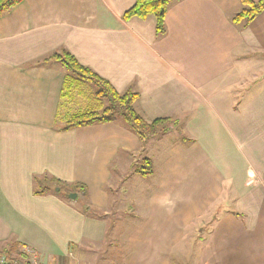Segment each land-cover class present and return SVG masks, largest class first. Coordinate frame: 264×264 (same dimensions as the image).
<instances>
[{
  "label": "crops",
  "instance_id": "obj_1",
  "mask_svg": "<svg viewBox=\"0 0 264 264\" xmlns=\"http://www.w3.org/2000/svg\"><path fill=\"white\" fill-rule=\"evenodd\" d=\"M136 1L23 0L0 17V252L89 264L97 243L84 238L98 223L84 207L108 210L114 174L150 147L152 174L132 171L147 202L124 264H264V10L241 25V0H175L157 37L154 16L123 19ZM63 49L119 93H138L145 121L172 127L145 145L116 123L58 130L77 101L63 96L60 66L36 63ZM39 176L87 196L35 195ZM187 230L194 251L175 253Z\"/></svg>",
  "mask_w": 264,
  "mask_h": 264
},
{
  "label": "trees",
  "instance_id": "obj_2",
  "mask_svg": "<svg viewBox=\"0 0 264 264\" xmlns=\"http://www.w3.org/2000/svg\"><path fill=\"white\" fill-rule=\"evenodd\" d=\"M23 0H0V17L9 12ZM175 0H137L135 5L124 15V20L132 17L147 19L149 16L156 18V35L161 37L165 34V19L170 5ZM240 11L232 17L235 24H247L254 20L264 10V0L254 2L252 0H241ZM37 65L51 66L56 64L65 72L63 85V96L75 99L82 95L88 99L85 104L72 113L61 124L55 125L60 131H68L80 127H87L96 124L116 123L134 133L145 145L151 138L164 136L174 124L170 118H159L151 122L145 121L135 110L134 105L139 94L133 91L119 93L112 84L99 76L92 69L81 65L74 55L66 50H60L50 56L39 60ZM74 88V92L70 93ZM77 104V103H76ZM147 165L134 172L143 176L152 174V162L149 158L143 160ZM55 187L66 189L67 193H83L87 196L84 186H69L54 178H36L35 195H45L55 191ZM85 211L90 215L97 216L99 211L86 205ZM0 252L11 259L17 260L20 264H32L30 255L26 252H14V248ZM16 251V250H15ZM16 253V256H14ZM18 254V255H17Z\"/></svg>",
  "mask_w": 264,
  "mask_h": 264
},
{
  "label": "rangeland",
  "instance_id": "obj_3",
  "mask_svg": "<svg viewBox=\"0 0 264 264\" xmlns=\"http://www.w3.org/2000/svg\"><path fill=\"white\" fill-rule=\"evenodd\" d=\"M74 92V88L71 89L70 93ZM80 100L76 102L78 108L87 102L86 96L82 95V97H78ZM75 103V104H76ZM81 103V106L79 104ZM88 103V102H87ZM77 108V109H78ZM168 139H164V142L170 141V138H174L175 134L171 133ZM186 135V133H184ZM162 142V143H164ZM161 143V144H162ZM147 151H139L134 153L133 158L130 160L128 164L125 165V168L119 170V172L114 174V180L111 183L110 189V207L105 212H99L96 214L97 216L90 215V219H95L96 228L94 233H86L84 241L93 240L97 243L89 255L90 260L89 264H124L123 261V252L125 249H128L127 239L131 240L135 237L138 238L141 235L142 230L140 229V224L142 222V209L143 205L146 204V198L143 196L140 185L141 175L133 176L132 171L134 172L136 169H141L145 166V170L147 169V165L143 161L144 157H147L151 160V157H154L155 150H151L148 148ZM167 151V145H164L160 157L162 159L163 154ZM152 162V161H151ZM133 163V166H131ZM130 164V165H129ZM128 165V166H127ZM163 169L165 168V164ZM131 166V168H130ZM158 170V165L156 166ZM159 173H161V169ZM156 170V173H157ZM158 173V174H159ZM141 176V177H140ZM37 178H40L37 177ZM59 187H55L57 191ZM60 189V188H59ZM62 196L65 198L68 197L66 189L62 188L61 192ZM83 201L81 198L77 200L78 204H81ZM221 203V199L215 201L213 206L209 208L207 211V215L203 216L205 219L213 220L214 217L218 214L215 212L216 206ZM147 205H149L147 203ZM148 209V206H146ZM146 211V210H145ZM187 235L191 236V239L188 238L184 245L177 247L174 251L175 253L188 255L190 252L194 251L196 240L193 238L192 230H187ZM200 238V237H199ZM94 245V244H93ZM182 248H184L182 250ZM90 250H87V253ZM94 251V252H93ZM90 261L92 263H90ZM179 264H192L188 259H184L182 261H178Z\"/></svg>",
  "mask_w": 264,
  "mask_h": 264
},
{
  "label": "built area",
  "instance_id": "obj_4",
  "mask_svg": "<svg viewBox=\"0 0 264 264\" xmlns=\"http://www.w3.org/2000/svg\"><path fill=\"white\" fill-rule=\"evenodd\" d=\"M28 254H32V251H26ZM32 264H35V261L31 260ZM0 264H20L17 260L11 259L4 254H0Z\"/></svg>",
  "mask_w": 264,
  "mask_h": 264
},
{
  "label": "water",
  "instance_id": "obj_5",
  "mask_svg": "<svg viewBox=\"0 0 264 264\" xmlns=\"http://www.w3.org/2000/svg\"><path fill=\"white\" fill-rule=\"evenodd\" d=\"M57 191H59V188L57 189ZM68 198L75 200L77 198V194L76 193H70V194H68Z\"/></svg>",
  "mask_w": 264,
  "mask_h": 264
}]
</instances>
